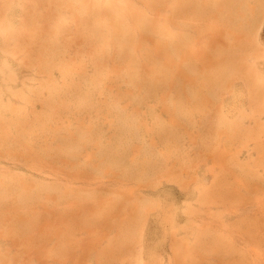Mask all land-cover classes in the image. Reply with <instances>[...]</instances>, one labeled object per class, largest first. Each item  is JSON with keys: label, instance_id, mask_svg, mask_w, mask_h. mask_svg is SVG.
Returning a JSON list of instances; mask_svg holds the SVG:
<instances>
[{"label": "bare ground", "instance_id": "1", "mask_svg": "<svg viewBox=\"0 0 264 264\" xmlns=\"http://www.w3.org/2000/svg\"><path fill=\"white\" fill-rule=\"evenodd\" d=\"M263 20L264 0H0V246L22 240L28 252L34 238L55 234L51 254L63 257L60 225L73 231L107 219L130 260L147 208L133 190L163 176L184 185L199 148L210 158L201 170L202 203L228 205L220 196L230 178L242 197L264 196V180L254 178L264 170V75L255 65L264 57ZM185 26L204 33L205 44L188 48ZM151 44L164 48L157 59L146 54ZM108 52L111 65L102 69ZM245 119L252 125L244 127ZM239 137L255 143L243 164L231 151ZM4 159L41 176L13 171ZM60 171L119 177L125 189L120 197L86 196L60 177L48 180ZM53 204H65L56 217ZM262 224L253 214L241 229L259 235ZM243 241L260 252L264 233ZM206 250L223 264L245 259L208 229L182 254Z\"/></svg>", "mask_w": 264, "mask_h": 264}, {"label": "rangeland", "instance_id": "2", "mask_svg": "<svg viewBox=\"0 0 264 264\" xmlns=\"http://www.w3.org/2000/svg\"><path fill=\"white\" fill-rule=\"evenodd\" d=\"M135 4L138 6V1ZM163 10L161 16H167L169 9L165 8V12ZM189 28L188 26L184 28L188 34V48L203 46L206 35L204 33L192 34L191 31L193 30ZM259 37L264 46V20L259 28ZM109 52L103 58L100 67L102 69L111 65ZM163 52L164 48L161 45L151 44L146 54H149V58L155 57L157 59ZM137 60L141 70V65H144L145 60L139 55ZM255 65L257 70L264 75V57L257 59ZM234 86L238 88L240 83L235 81ZM224 97L226 100L231 98L230 95H224ZM242 107L245 111L246 106ZM231 115L232 113H228V116ZM258 118L260 121H264V115H258ZM252 123L251 119H245L243 126H251ZM219 139L220 145H222L225 136L221 134ZM239 139V144L235 145L231 151L235 154L237 163L243 164L249 157L255 155V143L253 140H243L241 137ZM206 153L208 155L209 152ZM193 160L192 178L184 185L170 181L166 176H163L151 185H142L133 190L139 202L144 203L147 208L132 245L133 253L130 260L122 257L118 251L124 248L127 243L122 242L117 245L113 243L116 236L115 222L104 219L103 223L106 224L99 222V227L93 226L87 229L79 227L74 228L73 231V228L71 229L66 225L64 228L60 225L59 234L64 237L65 247L68 250L63 257L52 256V248L57 244L58 236L49 234L44 240L39 236L34 238L31 243L32 247L28 252L25 251L22 240L17 241L14 245L9 243L6 248L0 246L1 264H8L12 258L18 264H26L25 259L29 256H31L33 264H175L177 258L179 259L178 264H223L221 261L224 259L212 250L195 251L189 259H186L182 254L185 246L193 243L195 234L201 229H208L211 233L222 235L231 241L236 249L244 253L245 259H240V264H264V248L260 252L252 251L243 241L247 236L253 239L264 233V196L257 194V191H251L242 197L237 191L238 180L230 178L227 181L226 189L228 191L224 192L225 196L223 194L220 196L221 201L230 202L228 205L225 206L219 201L202 203L198 198V193L203 186L201 170L210 165V158L205 155L203 149L199 148L198 156ZM1 162L13 171L17 168L16 172L41 176V173L35 170L29 171L22 167L18 168V165L7 159ZM255 174V179L264 180V170L261 167L255 170ZM205 176L206 178L209 177L208 175ZM59 177L65 184L71 185L86 196L97 193L103 196L120 197L125 189L124 184L121 183L122 179L119 177L114 179L106 175L74 177L66 171L48 174L49 181ZM87 202L93 204L92 200L85 203ZM52 206V211L54 208L55 210L53 214H50L56 217V214L60 213V209L64 208L65 204H53ZM92 206L89 205L90 209ZM45 209L42 207L40 210L46 213L44 212ZM253 214H257L259 219L263 221L259 235L257 231L246 234L241 229V225ZM24 254L28 255L23 262Z\"/></svg>", "mask_w": 264, "mask_h": 264}]
</instances>
